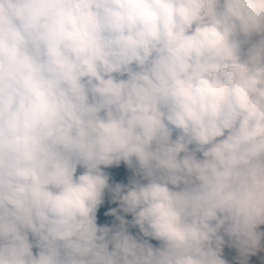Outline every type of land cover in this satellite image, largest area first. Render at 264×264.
<instances>
[{"label":"clouds","instance_id":"9594fccd","mask_svg":"<svg viewBox=\"0 0 264 264\" xmlns=\"http://www.w3.org/2000/svg\"><path fill=\"white\" fill-rule=\"evenodd\" d=\"M261 225L264 0H0V264H226Z\"/></svg>","mask_w":264,"mask_h":264},{"label":"trees","instance_id":"16d2710c","mask_svg":"<svg viewBox=\"0 0 264 264\" xmlns=\"http://www.w3.org/2000/svg\"><path fill=\"white\" fill-rule=\"evenodd\" d=\"M81 169L78 168L77 174ZM109 176V185L114 186L116 184L127 185L131 180L137 179L133 174V171L129 169L123 162L119 165H115L109 168L103 169ZM112 209H117V215L122 216L125 220L131 221V214L123 213L119 210L118 202L113 201L112 194L109 191H105L103 202L98 207L96 213V222L97 226L101 227H116L118 226V221L112 215H106V213H110ZM128 231L130 234L134 236H140L138 228L129 227ZM143 238V237H141ZM148 242L153 246H159V242L155 240H151L149 238ZM225 243L222 247L221 257L226 261V264H253L249 259L246 258V261L243 257L240 256L239 252L233 246L232 242L229 241L228 237H224ZM35 251V249H33Z\"/></svg>","mask_w":264,"mask_h":264},{"label":"rangeland","instance_id":"374dc122","mask_svg":"<svg viewBox=\"0 0 264 264\" xmlns=\"http://www.w3.org/2000/svg\"><path fill=\"white\" fill-rule=\"evenodd\" d=\"M258 231L264 232V225L259 226ZM253 264H264V236L261 238V247L257 249L255 254L247 256Z\"/></svg>","mask_w":264,"mask_h":264}]
</instances>
